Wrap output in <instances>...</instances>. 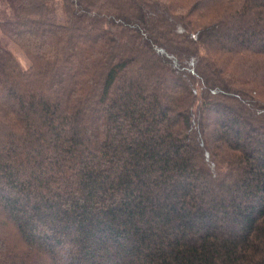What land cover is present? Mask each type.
Masks as SVG:
<instances>
[{"label": "trees", "instance_id": "obj_1", "mask_svg": "<svg viewBox=\"0 0 264 264\" xmlns=\"http://www.w3.org/2000/svg\"><path fill=\"white\" fill-rule=\"evenodd\" d=\"M260 30L264 0H0V264H264Z\"/></svg>", "mask_w": 264, "mask_h": 264}, {"label": "rangeland", "instance_id": "obj_2", "mask_svg": "<svg viewBox=\"0 0 264 264\" xmlns=\"http://www.w3.org/2000/svg\"><path fill=\"white\" fill-rule=\"evenodd\" d=\"M58 7H60V6H58ZM58 12L60 13V11H58ZM60 15H61V13H60ZM259 37H261V38L264 37V31H262V30L258 31L257 34H256V36L253 37V46L251 45L252 47L255 46V43H256L255 41ZM228 42L231 45L233 44V42L231 40H229ZM12 49H13L14 53L18 56V59L20 60L21 65L24 66V67H27V60L25 59V57L23 56V54L18 49H16V47H14V46H12ZM260 99H262L263 102H264V97H262Z\"/></svg>", "mask_w": 264, "mask_h": 264}]
</instances>
